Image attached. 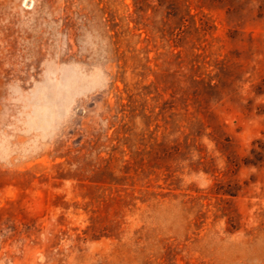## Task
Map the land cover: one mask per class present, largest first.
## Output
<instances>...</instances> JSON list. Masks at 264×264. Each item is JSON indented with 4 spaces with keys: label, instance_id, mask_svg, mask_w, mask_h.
I'll list each match as a JSON object with an SVG mask.
<instances>
[{
    "label": "rangeland",
    "instance_id": "obj_1",
    "mask_svg": "<svg viewBox=\"0 0 264 264\" xmlns=\"http://www.w3.org/2000/svg\"><path fill=\"white\" fill-rule=\"evenodd\" d=\"M0 264H264V0H0Z\"/></svg>",
    "mask_w": 264,
    "mask_h": 264
},
{
    "label": "trees",
    "instance_id": "obj_2",
    "mask_svg": "<svg viewBox=\"0 0 264 264\" xmlns=\"http://www.w3.org/2000/svg\"><path fill=\"white\" fill-rule=\"evenodd\" d=\"M208 86H209L210 88H213V87L215 88V85H208Z\"/></svg>",
    "mask_w": 264,
    "mask_h": 264
}]
</instances>
